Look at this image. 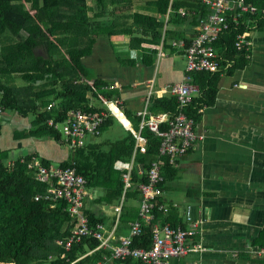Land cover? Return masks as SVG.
<instances>
[{"label":"trees","instance_id":"obj_1","mask_svg":"<svg viewBox=\"0 0 264 264\" xmlns=\"http://www.w3.org/2000/svg\"><path fill=\"white\" fill-rule=\"evenodd\" d=\"M248 1L264 7V0ZM180 11H184L185 15L182 16ZM209 13L200 0H0L1 120L7 111L25 119L34 116L32 128L24 133L28 134L27 137L62 141V134L47 122L51 119L63 122L69 110L89 108L86 94L94 92L89 86L79 83V74L86 76L83 60L93 54L100 36L130 37V47L137 49L141 43L156 44L163 38L165 43L185 40L183 31L191 29L196 32L200 19ZM263 28L264 18L252 25L254 30L261 31ZM245 30L246 24L220 36L214 46L220 59L219 72L192 73L193 84L198 86L199 94L187 106L185 113L195 123L199 121V112L203 108L216 103L224 67L230 64L232 72L248 65L246 53L234 46L237 35ZM186 45H189L187 41ZM156 53L155 49L146 50L143 61L152 64ZM20 61L33 63L26 68L11 69ZM16 74L20 75L24 85L14 83L13 76ZM92 84L94 88L100 87V83ZM52 103L55 106L48 110ZM178 105L177 97L169 95L151 97L148 106L152 114L166 113L173 118ZM89 109L97 108L91 106ZM116 116L128 129L131 128L122 111ZM112 118L114 116L110 115L103 123L101 131ZM1 120L0 132L3 129ZM131 120L134 130L139 131L140 119ZM166 128V124L160 125V130ZM141 136L148 143L146 153L136 149L137 139L129 132L123 141L109 144L108 150L102 149L100 144L79 148L72 153L70 160L59 166L74 167L87 180L89 190H103L97 202L111 205L120 203L123 198V175L127 172L115 169V162L134 159L131 172L133 187L126 191L124 197L125 200L137 201L141 199L138 186L147 182L149 163L154 160V153L158 152L161 142L146 128L141 131ZM9 152L0 150V264H49V256L56 259L52 263H62L58 258L64 250L56 243L70 235L75 221L66 211L65 202L59 201L54 205L45 198L35 200L36 196L47 193L48 186L36 181L33 172L28 170L30 155L23 156L27 161L25 164L20 163L19 158L13 167H9ZM32 155L46 166L53 165L35 153ZM139 165L145 172L141 177L138 175ZM172 169V166L167 168L169 177L174 175ZM159 202H162L160 197ZM85 214L92 228L102 224V219L94 213L85 209ZM160 215L156 209V219L143 226L142 234L133 240V247L148 249L151 246L153 225ZM99 244L95 239H87L75 245L68 258L75 260ZM104 254L109 253L97 251L94 256L82 260L81 264L100 261ZM116 262L140 264L132 258Z\"/></svg>","mask_w":264,"mask_h":264},{"label":"crops","instance_id":"obj_2","mask_svg":"<svg viewBox=\"0 0 264 264\" xmlns=\"http://www.w3.org/2000/svg\"><path fill=\"white\" fill-rule=\"evenodd\" d=\"M196 32L187 29L183 31L185 40L164 42L165 56L158 55L161 42L141 43L137 49L130 47V37L100 36L93 54L83 60L85 79L100 83L98 91L86 94L88 106L103 107L100 97L118 99L131 128L122 120L112 118L98 137L86 138L85 147L100 144L102 149L108 150L109 144L123 141L129 132L136 138L139 131L134 130L131 118H139L141 124L137 113L144 107L149 111L150 98L172 95L166 91L169 85L184 81L182 45H186V41L190 44ZM253 36L248 65L232 72L230 64L224 67L216 103L199 112L201 116L194 126V132L201 135V139L176 160L172 167L174 175H170L160 196L168 210H158L161 215L156 222L177 223L189 229L191 220H202L196 241L208 250L191 252L171 259L168 264H264V258L254 254L264 249V28L255 29ZM175 42L178 46L173 47ZM148 49L157 51L152 64L143 61ZM115 84L118 86L103 89ZM28 120L17 113L8 116L12 127L8 130L7 124L0 132L2 152L33 147L15 158L35 153L47 160L38 153L37 147L60 146L65 153L56 157L59 165L70 160L73 151H68L63 139L56 142L52 138L24 137L32 128ZM115 120L123 126L122 134L115 140H99L104 130L114 127ZM132 165L134 167L133 159L116 161L114 167L126 172ZM142 169L139 165L138 174L144 171ZM89 194L91 199L87 200L85 209L102 219L104 237L110 239L111 245H119L120 238L129 235L130 223L138 217L140 199L131 201L123 197L117 205L109 206L97 202L103 190H89ZM119 207L121 210L117 213ZM91 251H87V258L97 253L89 254Z\"/></svg>","mask_w":264,"mask_h":264},{"label":"built area","instance_id":"obj_3","mask_svg":"<svg viewBox=\"0 0 264 264\" xmlns=\"http://www.w3.org/2000/svg\"><path fill=\"white\" fill-rule=\"evenodd\" d=\"M209 10V15L200 19L196 28L197 35L189 45H182L184 66L186 76L184 81L169 85L166 91L177 97L178 111L173 118H168L166 114L151 115L147 107L138 111L141 118L140 130L137 132L136 139L138 148L142 153L148 152L147 141L141 136V131L146 128L160 139L158 152L154 153V160L149 163V170L146 173L147 182L138 186L141 194L140 208L138 217L130 223V233L126 237H121L119 245L113 246L110 239L104 237L103 225L97 224L92 228L89 218L85 214V206L88 199H91L87 180L77 172L74 167L46 166L34 155L28 162V170L34 174V179L48 186L47 193L37 196L39 199H47L55 205L59 201L66 203V211L74 219L75 226L70 235L61 241H57V246L64 250L58 258L62 263L58 264H81L87 256L82 255L75 260L68 258V253L75 245L81 244L87 239L99 241V246L89 253L97 251H107L100 261L92 264H111L114 261H125L128 258L135 259L140 264H168L171 259H178L191 252H204L208 249L200 242L196 241L202 220H191L192 228L185 229L183 226H173L170 223L160 224L155 222L153 225V238L151 246L146 248L133 247L134 238L143 232V226L156 219L155 210L167 211L164 203H158V197L163 193L161 185L170 180L168 176V166H175L176 160L185 155L189 149L201 139V135L194 132L195 122L188 118L185 113L187 106L192 103L194 95L199 92L198 86L193 84L192 73L210 72L217 73L221 69L220 59L217 52L216 43L220 36L234 27H241L246 24V30L237 35L235 48L244 51L247 58L251 57L254 40L252 25L264 18V7H260L248 0H200ZM182 16L184 11H180ZM167 23V20H166ZM164 38L158 48V55L165 56L166 52L162 46ZM178 43H173V47ZM155 47V46H153ZM79 83L87 85L94 92L98 91L93 84L79 74ZM115 84L103 87L112 89L117 87ZM103 107L96 110L89 108H78L69 110L63 122H56L51 119L47 122L50 127L62 134L63 142L68 150L76 151L85 146L87 137H98L101 134V127L104 122L113 115L118 119L111 105L122 108L118 99L106 97L99 98ZM52 106L48 107L50 110ZM123 109V108H122ZM121 109V110H122ZM124 113V111H122ZM2 114V109H0ZM1 120V115H0ZM166 124L165 130H160V125ZM165 159L167 162H165ZM134 160V159H133ZM24 162V159H22ZM8 166H12L9 163ZM133 165L123 175L124 195L126 191L132 189L131 172ZM143 170V169H142ZM144 171L138 175H144ZM123 195V197H124ZM54 205L52 207H54ZM120 207L116 212H120ZM255 256L264 258V249L254 252ZM49 264L56 261L54 257H48Z\"/></svg>","mask_w":264,"mask_h":264},{"label":"rangeland","instance_id":"obj_4","mask_svg":"<svg viewBox=\"0 0 264 264\" xmlns=\"http://www.w3.org/2000/svg\"><path fill=\"white\" fill-rule=\"evenodd\" d=\"M136 2H139L140 0H135ZM143 1H146V0H143ZM178 60V59H177ZM33 62L32 61H30V62H28V61H20V62H18V63H16V64H14V66H12L11 67V69H21V68H26V67H29L31 64H32ZM89 73V77L91 78V75H90V72H88ZM13 80H14V83L16 84V85H19V86H21L22 84L24 85V83H23V81L20 79V75L19 74H16V75H14L13 76ZM50 106H52V107H54L55 106V104L54 103H52ZM120 109H122V108H120ZM122 111H124V113L126 114V111L124 110V109H122ZM15 114V113H14ZM10 115H12V112H10V111H7V112H5L4 113V115L2 116V122H1V125L5 128L6 126H7V124H9V126L7 127V129L8 130H10V127H12L11 126V123H9L8 121H7V118H8V116H10ZM34 116H30V118H29V120H28V123L29 124H33V122H34ZM120 122V121H119ZM121 123V122H120ZM122 125L121 124H119L116 120H115V124H114V127L113 128H107L106 130H104L103 132H102V135H101V137H99V140H115V139H117V137L119 136V135H121L122 134ZM125 127V126H124ZM126 128V127H125ZM27 133V132H26ZM24 135H26V137L28 136V134H24ZM48 143V142H47ZM40 144H42V145H45L44 143H40ZM49 146V145H48ZM32 149H34L33 147H29V148H21V149H14V150H12V151H10L9 152V154H10V157H12V158H10L9 160H8V162H7V164H9V163H12V166H10V167H13L14 166V164L15 163H17V159H19V162L20 163H26L27 161H26V159L25 158H23V156H20L19 158H15V157H17L18 155H20V154H22V153H24L26 150H28V151H31ZM61 148H60V146H56V147H51V148H48V149H45L43 146H39V147H37V151H38V153L41 155V156H44V158H46L47 160H49L50 162H51V164H53V165H55V166H59V161H57L56 160V157L58 156H61L63 153H65L64 152V150H60ZM69 151V150H68ZM67 153H70V152H67ZM37 155V154H36ZM22 159H24V162H22ZM38 196H41V195H38ZM37 197V196H36ZM35 197V198H36ZM118 204V202L117 203H113V204H111V205H109V206H115V205H117ZM137 205H138V203H137Z\"/></svg>","mask_w":264,"mask_h":264},{"label":"bare ground","instance_id":"obj_5","mask_svg":"<svg viewBox=\"0 0 264 264\" xmlns=\"http://www.w3.org/2000/svg\"><path fill=\"white\" fill-rule=\"evenodd\" d=\"M111 107L114 109V112L117 114H119L122 110L120 108H118L115 104L111 105Z\"/></svg>","mask_w":264,"mask_h":264},{"label":"clouds","instance_id":"obj_6","mask_svg":"<svg viewBox=\"0 0 264 264\" xmlns=\"http://www.w3.org/2000/svg\"><path fill=\"white\" fill-rule=\"evenodd\" d=\"M116 119V118H115Z\"/></svg>","mask_w":264,"mask_h":264}]
</instances>
